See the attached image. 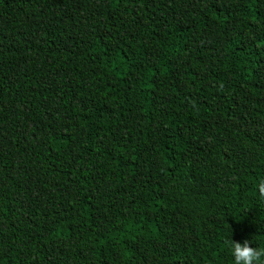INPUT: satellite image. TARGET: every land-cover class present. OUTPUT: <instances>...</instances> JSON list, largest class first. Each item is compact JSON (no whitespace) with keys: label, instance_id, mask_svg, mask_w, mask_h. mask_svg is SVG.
Returning a JSON list of instances; mask_svg holds the SVG:
<instances>
[{"label":"trees","instance_id":"obj_1","mask_svg":"<svg viewBox=\"0 0 264 264\" xmlns=\"http://www.w3.org/2000/svg\"><path fill=\"white\" fill-rule=\"evenodd\" d=\"M261 180L264 0H0V264H233Z\"/></svg>","mask_w":264,"mask_h":264},{"label":"clouds","instance_id":"obj_2","mask_svg":"<svg viewBox=\"0 0 264 264\" xmlns=\"http://www.w3.org/2000/svg\"><path fill=\"white\" fill-rule=\"evenodd\" d=\"M258 191L264 197V180L258 183ZM252 241L245 240L243 243L236 242L233 238L225 240L233 264H264V247H253Z\"/></svg>","mask_w":264,"mask_h":264}]
</instances>
